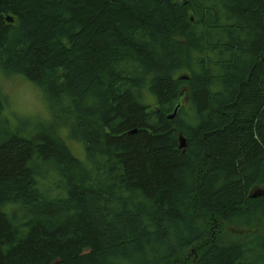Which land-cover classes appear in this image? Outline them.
<instances>
[{
  "label": "trees",
  "instance_id": "1",
  "mask_svg": "<svg viewBox=\"0 0 264 264\" xmlns=\"http://www.w3.org/2000/svg\"><path fill=\"white\" fill-rule=\"evenodd\" d=\"M0 71V264H264V0H0Z\"/></svg>",
  "mask_w": 264,
  "mask_h": 264
},
{
  "label": "rangeland",
  "instance_id": "2",
  "mask_svg": "<svg viewBox=\"0 0 264 264\" xmlns=\"http://www.w3.org/2000/svg\"><path fill=\"white\" fill-rule=\"evenodd\" d=\"M184 75H186V73L184 71H180L176 74L175 77L180 78L183 77ZM8 91L11 96L23 95L27 97L25 103L29 106V108H31L34 111H38L39 116L45 114L44 105L41 102L39 93L35 88H33L31 85L23 81L21 78L12 77V83ZM8 111L13 114L10 106ZM70 146L73 148L74 151L77 152V154L81 153L80 147H78L74 143H70Z\"/></svg>",
  "mask_w": 264,
  "mask_h": 264
},
{
  "label": "clouds",
  "instance_id": "3",
  "mask_svg": "<svg viewBox=\"0 0 264 264\" xmlns=\"http://www.w3.org/2000/svg\"><path fill=\"white\" fill-rule=\"evenodd\" d=\"M12 83V77L6 76L2 71H0V96L6 97L8 104L14 115L25 118H35L39 116L38 111H34L25 103L27 97L23 95L11 96L9 94V87ZM35 88V86H33Z\"/></svg>",
  "mask_w": 264,
  "mask_h": 264
},
{
  "label": "water",
  "instance_id": "4",
  "mask_svg": "<svg viewBox=\"0 0 264 264\" xmlns=\"http://www.w3.org/2000/svg\"><path fill=\"white\" fill-rule=\"evenodd\" d=\"M169 118L172 119L173 115H171ZM184 146H185L184 141L182 138H180V148H184Z\"/></svg>",
  "mask_w": 264,
  "mask_h": 264
}]
</instances>
